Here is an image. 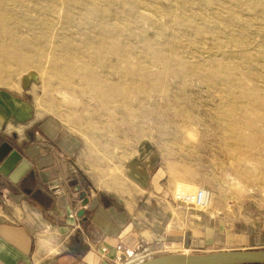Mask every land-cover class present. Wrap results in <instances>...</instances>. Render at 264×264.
<instances>
[{"label": "rangeland", "instance_id": "374dc122", "mask_svg": "<svg viewBox=\"0 0 264 264\" xmlns=\"http://www.w3.org/2000/svg\"><path fill=\"white\" fill-rule=\"evenodd\" d=\"M12 40L33 58L0 71V93L78 138L83 189L149 161L160 208L202 189L197 212L254 219L229 242L264 239V0H0V55Z\"/></svg>", "mask_w": 264, "mask_h": 264}, {"label": "crops", "instance_id": "0c3cea01", "mask_svg": "<svg viewBox=\"0 0 264 264\" xmlns=\"http://www.w3.org/2000/svg\"><path fill=\"white\" fill-rule=\"evenodd\" d=\"M3 142L13 151L0 163V264H123L159 252L264 248V239L253 240V234L236 232L229 242L235 225L244 222L248 227L254 220L244 213L213 216L197 212L201 209L190 211L174 199L160 208L162 198L156 196V174L151 179L149 161L130 162L132 173L124 187L95 183L92 192L83 187L76 191L71 181L80 178L83 183L89 176L84 154L74 160L78 138L65 133L53 118L37 117L23 99L7 93H0V145Z\"/></svg>", "mask_w": 264, "mask_h": 264}, {"label": "water", "instance_id": "95a60500", "mask_svg": "<svg viewBox=\"0 0 264 264\" xmlns=\"http://www.w3.org/2000/svg\"><path fill=\"white\" fill-rule=\"evenodd\" d=\"M12 151L13 148L8 143H3L0 147V163L8 159ZM13 158L9 161H13ZM70 185L76 191L82 190L78 179L71 181ZM82 198H85L83 204H87L88 199L85 197V193L82 194ZM140 264H264V249L209 253H171L150 258Z\"/></svg>", "mask_w": 264, "mask_h": 264}, {"label": "bare ground", "instance_id": "6f19581e", "mask_svg": "<svg viewBox=\"0 0 264 264\" xmlns=\"http://www.w3.org/2000/svg\"><path fill=\"white\" fill-rule=\"evenodd\" d=\"M4 48H6V49L2 50V53L0 55V66H2V68H3V69L0 70V71H2L1 73L4 72V70H5V68H6V66L8 64H11V60H16V62H20V61H24L26 59L33 58V56L31 55V53L33 52L32 49H30V48L29 49L28 48L21 49L20 45L17 44L14 40L8 42V44ZM0 76H1V74H0ZM249 161H259V160H254L253 157H249ZM259 166H260V168L262 170V168L264 166V162L261 161ZM236 170L238 172L239 171H244V173L248 177L254 176L257 179H261V177H262V174H260L258 172V169L250 167V166H247V165L239 166L238 168H236ZM262 171L264 172V169ZM256 173H258V175H255ZM188 190H189L188 186L181 185L179 187V189H178V196L182 192H183L182 194L196 196L198 194V192L200 191V189L197 190L196 192H195V190L194 191H188ZM186 191L188 193H186ZM174 196H177V195H174ZM206 196H207L206 205L204 207H202V208H196V209H201L202 210V209H204L207 206L208 203H210V196H209L207 191H206ZM216 202H217V198L214 199V203H216ZM230 251H232V250H230ZM150 258H152V257H150ZM150 258H148V259H150ZM148 259H143V258L137 257V258H133L127 264H140L141 262L146 261Z\"/></svg>", "mask_w": 264, "mask_h": 264}, {"label": "built area", "instance_id": "2783aa9c", "mask_svg": "<svg viewBox=\"0 0 264 264\" xmlns=\"http://www.w3.org/2000/svg\"><path fill=\"white\" fill-rule=\"evenodd\" d=\"M181 199V198H180ZM181 201L188 207V208H202L206 205L207 196L206 191L200 189L196 196L186 195L184 194ZM103 252H107V248H102Z\"/></svg>", "mask_w": 264, "mask_h": 264}]
</instances>
